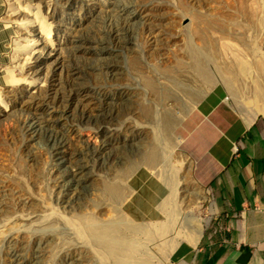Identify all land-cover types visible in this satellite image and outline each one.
<instances>
[{
    "label": "rangeland",
    "instance_id": "374dc122",
    "mask_svg": "<svg viewBox=\"0 0 264 264\" xmlns=\"http://www.w3.org/2000/svg\"><path fill=\"white\" fill-rule=\"evenodd\" d=\"M51 1V6H47L46 0H0V25L5 27L6 32L4 45H0V97L9 108H0V225L3 229L0 264H13L14 259L23 264H96L97 256L84 243L87 242L86 237L76 234L71 226L58 222L55 228L24 231L20 229L21 222L11 216L15 212L44 209L49 212L54 210L53 214L63 217H96L101 222L109 216V210L106 213L103 211L110 208L107 207L109 202H113L104 194L102 184L110 175L102 172L101 174L105 175L96 176L98 179L93 175V185L84 189L81 180L77 182L71 178L64 161L54 155V145H68L69 161L79 164L85 160L87 166L95 172L99 165L108 159L105 154L110 152V149L114 156H123L125 161L131 158L129 152L123 149L120 140L114 142V137L120 136V132L132 134L131 126L123 120L124 118H120L122 121L119 125L110 127L117 128V134H103L98 131V126L92 120L83 122L80 119L81 114L76 105H64L69 115L54 114L61 111V104L66 102L61 98L60 92L64 90V93H69L70 88L74 86L65 71L58 69V84L37 97H31L20 88L21 84L12 82L13 75H34L35 78L42 75L28 69V65L16 69L13 66L18 62L22 63V58L26 54L29 55L28 47L41 49L42 46L39 39L28 43L23 40L25 36L31 35L33 30L16 22L21 5H28L37 10V15L44 17L48 22L52 21L51 17L56 13L63 16L74 33L77 32V24L72 16L79 13L78 20L83 23L84 34L93 39L100 35L109 36L112 26L124 31L125 24V34L131 29L135 37H138L136 50L122 53L127 56V64L135 68L136 73L144 72L153 76L151 70H154L175 79L181 80L184 77L192 81L187 83L188 92L190 90L188 94H197L196 99H200L198 108L188 107L183 92L181 96L172 94L166 97L170 111L181 113L180 123L175 125L171 133L173 138L174 135L183 138L175 150L176 155L181 156L182 153V158L180 157L177 163L180 169L175 176L183 192H178L173 204L171 195L165 199V216L156 220L157 222L136 221L145 224L160 222L167 225L162 236L159 235L149 247L154 264H168L167 258L170 257L173 261L177 250L171 254L173 250H169V243L175 238L179 242L193 239L196 235L195 233L192 236L190 233L191 226L185 220V215H191L193 212L199 218L201 232L209 220L208 210L213 200L209 180L220 167V161H215L214 156L219 157L226 151V146L222 145L226 136L220 134L219 127L222 125L224 128L221 127V130L224 132L232 131V127L228 129L226 125L234 119L233 112L240 113L238 116L244 113L245 117L252 119L264 114L253 113L257 111L259 104L255 94L259 83L257 84L258 79L252 80L257 75L254 67L261 66L254 61L259 60L264 65V0H99L96 9H90L81 0L75 4L68 0ZM111 12L123 13L127 18L122 20L119 17L116 20ZM31 37L36 38V35ZM68 43L69 47L78 44L75 39H70ZM62 50L67 57L72 49ZM115 52H103L96 57L86 54L87 63L84 64V70L89 69L90 73L77 86L81 93L90 89L92 95L89 94V99L94 101L97 109L116 91L119 92L118 95L123 92V99L128 103L131 101L128 98L130 93L133 94V90L126 86L129 72H118L119 78H113L106 67L101 65L106 61L107 53L110 54L107 56H113ZM28 61L33 63V55ZM117 64L121 65L118 62ZM72 65L74 64L69 65V68ZM262 67L264 69V66ZM49 71L50 69L43 73ZM230 71H236L237 77H233ZM190 73L191 76H188ZM164 79L162 81L167 86ZM209 88L207 95L201 98ZM41 98H44V101L51 99L48 106L42 107ZM133 98L135 106H139L140 102L146 105L145 99L138 96ZM33 100L41 103L34 111L10 109L20 103L19 101L31 103ZM181 109L183 111H180ZM213 113L215 115H212ZM168 115L179 120L173 114ZM45 124L54 125L56 129L47 131ZM134 127L136 130L141 128ZM140 130L143 131L141 133L137 130L143 138L140 143L145 146V141L152 137L154 132L148 126H143ZM218 132L219 138H213ZM230 144L232 150L239 143L234 141ZM166 145L169 146V143ZM101 153L104 155L100 158ZM125 161L120 163L119 169L114 172L118 176L123 172L124 166L129 164ZM137 170V173L157 175L145 164H140ZM186 179L188 181H185ZM192 179L195 184L190 182ZM196 184L199 187H196ZM94 185H97L96 189ZM194 186L196 188L193 189ZM201 187L207 195L205 199H200L197 195ZM74 193L75 199L69 204L68 199ZM77 193L83 195L77 196ZM120 207L125 212L123 204ZM211 223L212 216L209 224ZM57 240L62 246L53 253L49 249ZM182 245L192 247L187 242L180 246Z\"/></svg>",
    "mask_w": 264,
    "mask_h": 264
},
{
    "label": "bare ground",
    "instance_id": "6f19581e",
    "mask_svg": "<svg viewBox=\"0 0 264 264\" xmlns=\"http://www.w3.org/2000/svg\"><path fill=\"white\" fill-rule=\"evenodd\" d=\"M68 1L74 2V4L78 2V0ZM81 1L83 2V4L86 3L90 7V9H96V7L100 3L99 0ZM46 4L47 6H51L52 1L46 0ZM19 10L20 13H17L18 20L16 22L24 26H29L30 29L33 30L32 34L25 36L23 40L28 43L35 42L37 39H39L42 46L41 49H36L35 46H33L32 48L28 47L27 49L29 51V55L26 54L22 58V63L18 62V64L13 66L16 69L22 65H28V69L42 75H40V78H35L34 75L28 77H16L12 74V82L21 84L20 88L26 93H29L28 95H30L31 97H37L43 92L55 88V84H58L57 79L59 78L58 69L62 72L65 71L66 76L70 79L71 84L74 83V86L70 88L69 93H64V90L60 92L61 98L65 99L66 102L64 104H61V108H59L61 111L54 112V114L69 115V111L64 107V105L72 107L76 105L78 107V112L81 114L80 119L83 122H87L89 119L92 120L98 126L99 132L103 134H117L119 132L118 129L110 127L113 125H119L122 121L120 120V118H124L123 120H126L131 126L132 134L128 135L130 133L120 132V136H118L117 138L114 137V142L120 140L124 147L123 149L129 152V157L131 158L125 161L123 160V156H114L111 153L112 149H110V152L107 151L105 154L108 159L106 161H103L101 165H99L97 172L89 168L87 166V161L85 160L81 161L79 164L70 162V153L67 149L68 145H54L52 148L54 155H57L58 158L63 160L65 165L68 167L70 171L69 175L71 176V178L76 179L77 182H80L81 180L84 189H87L89 186L93 185V175L95 179H98L96 176H104L105 174H101L102 172L110 175L109 178L107 180L105 179L104 183L102 184L104 194L108 195L110 200H112L113 202H109L107 207L110 208H106L103 211L104 213H106V211L109 210V216L107 218H104L106 220L103 219L104 221L101 222L97 220L96 217L86 215H76V217L81 218L67 216L63 217L60 214H53L54 210L52 212H49V210L45 209L39 211L31 210L27 212H15L11 216V218L19 220L21 222L20 229L24 231L33 230L36 228H55L58 222H62L64 224H67L68 226H71V228H73L77 232L76 234L81 237H86L85 239H87V242L84 243L86 244V246H89L90 250L93 251V253L97 256V260L95 261L96 264H154L149 245L151 242L154 243L156 241L155 239L159 237V235L164 233L167 225L160 222L153 224L136 222L138 219H135L133 216H131L125 210L124 206L133 191L130 180L134 173L138 171L137 169L139 168L140 164L149 166V168L157 174L154 175L158 177L165 184V186H167L169 192L165 199L169 195H171L172 204L173 202H175V199H177L178 192L182 191L180 182L177 181V178L175 176V174H177L180 169L178 168L177 163L179 158L182 156V153L181 156H179L178 154L176 155L175 150L180 145L183 138L176 135H174L173 138V134L171 133L175 125H177V123H180L181 113L179 111V113L177 111L176 113H172L170 111L169 107L167 106L168 102H166V97L172 94L177 96L183 92L187 99L188 107L196 106V103L198 101L196 99L197 94H188L190 90L188 92L189 86L187 83L188 81H191L190 78L187 79L183 77L181 80L175 79L172 76H167V74H161V71H157V73L154 70H151L153 76L147 75L144 72L136 73V69L130 67V65L127 64V56L122 53L124 51L127 52L136 50L138 37H135L134 32L131 29L128 34H125V32H127V27H125V24L123 28L124 31H120L122 29H118L117 27L112 26L109 36L100 35L99 37H95L93 39L84 34V30H82L83 23H80L78 20L79 13L72 16L73 18H75V22L77 24V32L74 33L69 27L70 24H67V21L63 19V16H59L57 15V13L51 17L52 21H50V19V22H48L44 17L37 15V10L35 11V9H31V7L28 5H21L19 7ZM115 12H111L114 19L118 20L120 17L122 20H125L127 18L123 13ZM34 35H36V38L31 37ZM70 39H75V41L78 43L77 46L69 47L68 42ZM64 48L72 49L69 50L70 55H68L67 57H65V55L63 54L64 51L62 49ZM108 51L116 52L113 56H107L110 55L109 53H107L105 59L106 61L101 65L106 67L107 72L113 78H119L118 72H124L125 70H127V72H129V77L126 82V86L130 90H133V94L130 93V97L128 96L130 99L127 97L128 100H131L128 103L126 99H123V92L122 94L118 95L119 92L116 91L113 95H110L108 98H106L105 103L97 109L93 104L94 101L89 99V94L92 95L90 89L89 91L81 93L80 91H78L77 84H79L83 79H86L90 73L89 69L84 70V64L87 63L85 61L86 54H90L93 57H96L100 53ZM31 55H33L32 64L28 61ZM117 62L121 65L119 66ZM72 63L74 65L69 68V65H71ZM123 64L126 65L127 68H125ZM48 69H50L49 72L43 73ZM188 76H191V73ZM163 79L165 80L167 86L162 81ZM17 91H19V89ZM133 96H138L141 99H145L146 105H143V103L140 102L139 106H135V97L133 98ZM192 96L194 97L191 98ZM41 99L43 100L42 107L48 106L49 101H51L50 98H48L47 101H44V98ZM159 99L161 101H159ZM1 100L0 108H2L3 110H8V105H5V102L3 100L2 102ZM19 102L20 103H17L14 106L12 104L13 107H11L10 109L12 111H14L13 109L16 108L29 109L34 111L38 106H41V103L35 100H33L31 103H26L23 101ZM180 111L183 110L181 109ZM168 113L170 114V116L173 114L179 120H175L174 118L169 117ZM173 120L176 122H174ZM134 126H138L141 128L143 126H148L153 129L154 133L152 137L150 136L151 139L147 138V140L145 141L147 144L145 143V146L140 143L142 142L143 138H141L140 134L138 133V131L141 133L143 131L140 130L141 128L137 129V131ZM44 128L45 130H49L50 132L56 129L54 125L48 124H45ZM167 143H169V146L166 145ZM101 154L102 155L100 156V158L104 155L103 153ZM187 157L189 156L187 155ZM123 161L129 162V164L127 166H124L122 170L123 172L118 176L114 172L119 169L120 163H124ZM185 178L186 177H184V179ZM185 181L188 180L186 179ZM190 182H192V184H195L193 182V179ZM187 184L189 185L190 183ZM197 186L198 184H196V187ZM196 187L194 186L193 189ZM96 188L97 185H94V189ZM187 191L190 192L189 189ZM81 195L83 194L77 193V196ZM197 195H199L200 199H205V197H207L202 187L199 193L197 191ZM75 196L76 194L74 193L71 197H69V204L72 203V201L75 199ZM122 204L125 212L121 210L120 205ZM156 220L159 219L141 221ZM185 220H187L189 226H191L190 230L192 232L190 233H192V236L196 233L193 239L198 238L202 234L199 218L192 212L191 215H185ZM2 237L3 229L0 225V243ZM179 242L176 238L173 239L169 243V250H174ZM61 246L62 245L58 243L57 240L53 242L52 247L49 250L54 253V251H57L59 248H61ZM167 262L168 264H171L170 257L167 258ZM7 264L11 263L8 262ZM13 264L23 263H21L18 259H14ZM74 264H77V262H75Z\"/></svg>",
    "mask_w": 264,
    "mask_h": 264
},
{
    "label": "crops",
    "instance_id": "0c3cea01",
    "mask_svg": "<svg viewBox=\"0 0 264 264\" xmlns=\"http://www.w3.org/2000/svg\"><path fill=\"white\" fill-rule=\"evenodd\" d=\"M4 28L0 25L1 46L6 39ZM254 62L261 65L254 67L257 75L252 79H258L259 83L255 92L259 104L253 112L256 114L264 112V65L259 60ZM198 105L199 102L193 109ZM237 114L233 112L234 119L226 125L228 129L232 127L231 132L221 130L222 125L219 127L220 134L226 136L222 144L226 151L219 157L214 156L215 161H220V167L209 180L213 196L209 220L198 238L178 243L171 253L177 249L171 264H264V114H257L254 119L245 117L244 113ZM219 132L213 138L218 139ZM234 141L239 143L238 150H231L230 142ZM130 181L133 191L125 210L138 220L164 217L162 205L169 192L167 186L152 173L136 171ZM183 242L192 247L180 246Z\"/></svg>",
    "mask_w": 264,
    "mask_h": 264
},
{
    "label": "built area",
    "instance_id": "2783aa9c",
    "mask_svg": "<svg viewBox=\"0 0 264 264\" xmlns=\"http://www.w3.org/2000/svg\"><path fill=\"white\" fill-rule=\"evenodd\" d=\"M238 148H239V144H236L235 147H234V149L235 150H238Z\"/></svg>",
    "mask_w": 264,
    "mask_h": 264
}]
</instances>
